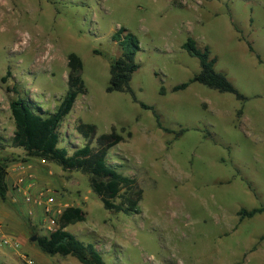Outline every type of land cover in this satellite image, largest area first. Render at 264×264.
I'll return each instance as SVG.
<instances>
[{"label":"rangeland","instance_id":"rangeland-1","mask_svg":"<svg viewBox=\"0 0 264 264\" xmlns=\"http://www.w3.org/2000/svg\"><path fill=\"white\" fill-rule=\"evenodd\" d=\"M120 28L140 42L132 92H108ZM189 38L210 49L245 101L199 83L174 92L200 71L183 49ZM71 56L86 92L59 147L72 155L86 145L79 122L96 126L94 147L115 128L124 141L108 160L142 192L137 213L106 210L88 176L11 147V102L22 96L53 112L69 89ZM3 160L10 192L0 199V264H83L32 240L50 234L49 220L40 206L31 216L25 197L49 193L55 229L71 210L67 231L95 245L105 264H264V214L238 216L264 206V0H0Z\"/></svg>","mask_w":264,"mask_h":264},{"label":"trees","instance_id":"trees-1","mask_svg":"<svg viewBox=\"0 0 264 264\" xmlns=\"http://www.w3.org/2000/svg\"><path fill=\"white\" fill-rule=\"evenodd\" d=\"M113 40L120 45L123 53L111 65L108 92H132V77L140 68L136 61L140 42L125 28H120L113 35ZM183 49L199 61L200 71L189 82L176 86L174 92L186 90L191 84L199 83L221 93L233 94L238 100H246V97L235 88L226 75L216 70L217 58L212 57L208 47L200 48L196 40L189 38L183 45ZM249 49L255 53L250 43ZM257 57L260 59L259 56ZM3 81H6V78H3ZM68 86L67 95L53 112L43 111L37 105L35 106L34 102L22 96L11 102L10 108L15 125L10 142L11 147L24 150L28 158H38L54 163L63 170L78 171L88 176L92 191L101 199L106 210L126 215L137 213L142 192L136 190L132 181L118 172L108 160L109 151L124 141L115 128L110 133L100 135L97 138V146L94 147L93 141L97 136L96 126L79 122L76 125V131L86 139V145L75 150L72 155L67 149L59 147L62 124L75 107L78 95L86 92L82 78V65L75 56L70 58ZM14 91L17 92L16 88ZM161 93L165 94V90L162 89ZM141 106L152 110L159 127L169 131L162 126L153 107L144 103H141ZM8 169V160L0 161V199L2 201L8 199L10 192ZM125 188H127V194L121 196V191ZM118 199L121 200L117 201ZM69 214L71 210H68V213L60 220L58 229L37 239L40 250L52 256L74 257L83 264H105L102 253L95 245L86 244L67 231ZM259 214H264V206L252 210L243 208L238 216L240 221H243Z\"/></svg>","mask_w":264,"mask_h":264},{"label":"built area","instance_id":"built-area-1","mask_svg":"<svg viewBox=\"0 0 264 264\" xmlns=\"http://www.w3.org/2000/svg\"><path fill=\"white\" fill-rule=\"evenodd\" d=\"M45 162V161H43ZM38 199V200H37ZM25 203L28 205V211L31 216L34 215V209L37 206H40L44 212V215L49 220L48 230L49 232L55 231L56 227V214L58 213L57 209V200L55 196L52 193L49 194H41L40 197L35 198L28 194L27 197H25ZM5 245H9V241L4 240ZM29 264H33V262H30Z\"/></svg>","mask_w":264,"mask_h":264},{"label":"water","instance_id":"water-1","mask_svg":"<svg viewBox=\"0 0 264 264\" xmlns=\"http://www.w3.org/2000/svg\"><path fill=\"white\" fill-rule=\"evenodd\" d=\"M33 241H37V237H33V239H32Z\"/></svg>","mask_w":264,"mask_h":264},{"label":"bare ground","instance_id":"bare-ground-1","mask_svg":"<svg viewBox=\"0 0 264 264\" xmlns=\"http://www.w3.org/2000/svg\"><path fill=\"white\" fill-rule=\"evenodd\" d=\"M24 40H25V39H24ZM24 40H23V41H24ZM22 44H23V43H22Z\"/></svg>","mask_w":264,"mask_h":264},{"label":"crops","instance_id":"crops-1","mask_svg":"<svg viewBox=\"0 0 264 264\" xmlns=\"http://www.w3.org/2000/svg\"><path fill=\"white\" fill-rule=\"evenodd\" d=\"M217 64V63H216Z\"/></svg>","mask_w":264,"mask_h":264}]
</instances>
